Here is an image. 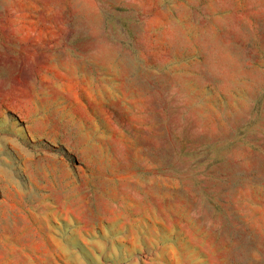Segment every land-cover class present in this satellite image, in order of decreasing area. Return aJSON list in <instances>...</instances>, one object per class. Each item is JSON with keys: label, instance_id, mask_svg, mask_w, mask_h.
Returning a JSON list of instances; mask_svg holds the SVG:
<instances>
[{"label": "rangeland", "instance_id": "374dc122", "mask_svg": "<svg viewBox=\"0 0 264 264\" xmlns=\"http://www.w3.org/2000/svg\"><path fill=\"white\" fill-rule=\"evenodd\" d=\"M0 264H264V0H0Z\"/></svg>", "mask_w": 264, "mask_h": 264}]
</instances>
